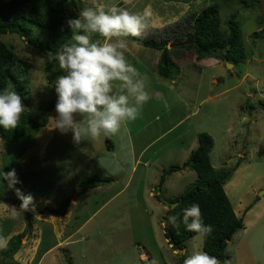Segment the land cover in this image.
<instances>
[{
    "label": "rangeland",
    "instance_id": "1",
    "mask_svg": "<svg viewBox=\"0 0 264 264\" xmlns=\"http://www.w3.org/2000/svg\"><path fill=\"white\" fill-rule=\"evenodd\" d=\"M78 2V14L99 3L117 4L132 13L152 12L142 38L166 40L174 71L160 75L161 50L128 37L125 57L147 77L150 100L110 144L104 136L74 143L71 131L62 134L53 127L55 105L47 125H38L32 139L8 143L0 137V171L14 169L20 181L9 188L0 179V194L5 196L0 202V236L8 241L27 226L14 259L30 263L40 233L35 259L57 243L42 264H141V259L147 264H181V256L186 259L202 250V239L196 234L186 241L185 249L174 250L163 234V216L169 207L163 200L181 195L196 173L181 168L165 175L162 185L159 179L171 164L182 166L189 159L198 134L205 132L213 140L209 157L214 168L230 170L239 161L224 189L244 227L227 242L220 262L264 264V36L253 35L264 30V0ZM211 3L219 7L223 31L234 15L244 60L227 65L214 56L199 57L187 45L191 23L187 18ZM32 30L34 37L45 41V30L37 26ZM0 39L26 62L28 93L22 103L29 114H35L40 103L53 100L56 104L55 80L64 74L55 61H48L49 53L56 52L31 48L15 33L0 34ZM93 175L111 181L80 192L78 183ZM15 189L32 196L33 211L19 209ZM66 197L72 205L63 216L38 213L44 205L56 207ZM11 207L18 211L15 219ZM9 263L0 250V264Z\"/></svg>",
    "mask_w": 264,
    "mask_h": 264
},
{
    "label": "trees",
    "instance_id": "2",
    "mask_svg": "<svg viewBox=\"0 0 264 264\" xmlns=\"http://www.w3.org/2000/svg\"><path fill=\"white\" fill-rule=\"evenodd\" d=\"M241 3L245 4V1ZM78 0H0V34L15 33L23 37L28 42L29 47L47 49L57 52L64 44H67L72 37L71 29L66 21L78 16ZM231 15L226 21L227 30L220 28L219 7L216 3L202 7L198 12L191 13L187 19L191 21L190 29L187 30L186 38L189 40L188 46H192L199 57L214 56L225 62L235 63L245 59V53L241 42V33L237 21ZM264 22V20H263ZM37 26L46 31L45 41H41L33 36V27ZM254 36H264V30L260 33H253ZM130 40L161 50L157 70L162 76L171 75L174 71V62L166 48V40H155L148 38H133ZM186 45V44H185ZM183 46V45H182ZM26 72V62L19 58L16 53L0 39V91L5 88L13 89L19 94L22 100L28 93ZM171 77V76H169ZM55 102L49 100L47 104L40 103L35 114H29L25 109L21 117L19 127L13 130H5L0 126V137L8 143L32 139L37 126L44 127L48 123L49 114L54 108ZM264 106V102L261 103ZM213 146V140L205 132L198 134V145L191 151L189 159L182 165L171 164L168 169L160 175L159 185H162L165 175L181 168L193 169L196 178L193 184L181 195L174 196L166 204L176 202L174 210H170L163 216L164 221L169 215L182 216L183 209L192 203L200 205L205 224L214 227L213 233L205 240H202V250L209 255L216 256L223 260L227 242L233 234L244 227L243 218L237 217L234 212L224 185L231 178L233 171L239 165L230 170L216 169L212 165L209 151ZM108 176H86L78 185L80 192L94 188L104 183L110 182ZM157 198L158 195H156ZM5 201L4 194H0V202ZM170 202V203H169ZM70 198L66 197L58 206L44 205L38 209V213H52L63 216L68 211ZM30 228V227H29ZM164 229V236L174 250H182L186 247V241L196 233L185 230L181 224L180 229L169 226ZM27 226L7 241V248L1 250L5 259H9V264H20L13 259V255L21 248V238L25 235ZM142 254L141 252L139 253ZM184 256L180 257L183 264ZM141 264H147V260H140Z\"/></svg>",
    "mask_w": 264,
    "mask_h": 264
},
{
    "label": "clouds",
    "instance_id": "3",
    "mask_svg": "<svg viewBox=\"0 0 264 264\" xmlns=\"http://www.w3.org/2000/svg\"><path fill=\"white\" fill-rule=\"evenodd\" d=\"M152 15L150 11L132 13L117 4L99 3L82 9L76 18L66 21L72 42L64 44L55 54L49 53L48 61H55L64 73L55 80L57 117L53 127L62 134L71 131L74 143L101 136L111 139L142 114L150 100L147 77L126 59L124 50L128 48V37L142 38ZM24 112L19 94L8 88L0 91V126L9 131L16 129ZM0 179L7 181L9 188L20 183L14 169L0 171ZM15 191L21 200L19 209L33 211L32 196L22 194L20 189ZM11 208V218L15 219L18 211ZM174 208L169 206L170 210ZM181 224L202 240L214 231L213 225L205 224L198 203L184 208L182 216L169 215L163 221L165 229L171 226L178 231ZM6 248V238L0 236V250ZM183 264L221 262L200 250L184 259Z\"/></svg>",
    "mask_w": 264,
    "mask_h": 264
},
{
    "label": "crops",
    "instance_id": "4",
    "mask_svg": "<svg viewBox=\"0 0 264 264\" xmlns=\"http://www.w3.org/2000/svg\"><path fill=\"white\" fill-rule=\"evenodd\" d=\"M217 62V61H216ZM70 205H72V204H70ZM69 208V207H68ZM37 235V234H36ZM37 236H39L38 237V241H36L35 242V245L33 246V249H34V255H33V258H32V260L33 261H35V264H42L43 263V261H44V258H46V255L48 254V253H51L52 252V249L57 245V243H55V244H53V245H51V246H48V247H46V248H44L43 249V251L41 252V254L39 255V257L37 258V259H35V257L37 256V254H38V252H39V246H40V244H41V242H42V237H41V234L39 233ZM22 246V245H21ZM18 252V251H17ZM16 252V253H17ZM15 253V254H16ZM33 254V252H31V255ZM16 258V257H15ZM13 259H14V257H13ZM15 260V259H14ZM30 261V263H28V262H26V264H31V263H33V261ZM15 261H17V260H15ZM20 264H24L23 263V261H18ZM50 264H51V262H50Z\"/></svg>",
    "mask_w": 264,
    "mask_h": 264
},
{
    "label": "water",
    "instance_id": "5",
    "mask_svg": "<svg viewBox=\"0 0 264 264\" xmlns=\"http://www.w3.org/2000/svg\"><path fill=\"white\" fill-rule=\"evenodd\" d=\"M226 63H227V65H232V63H230V62H226ZM107 143L110 144V139L107 140ZM163 202L167 203V200H163ZM170 205L174 206V205H176V202H172V203H170Z\"/></svg>",
    "mask_w": 264,
    "mask_h": 264
}]
</instances>
